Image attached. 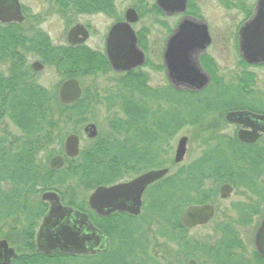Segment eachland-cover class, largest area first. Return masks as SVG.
I'll list each match as a JSON object with an SVG mask.
<instances>
[{
  "label": "trees",
  "instance_id": "1",
  "mask_svg": "<svg viewBox=\"0 0 264 264\" xmlns=\"http://www.w3.org/2000/svg\"><path fill=\"white\" fill-rule=\"evenodd\" d=\"M19 28L17 24L0 25V66L13 68L0 70V120L6 118L20 133L14 147L0 137V239L30 250L11 264H188L190 259L201 260L198 264H264L254 250L244 248L242 240L245 230L251 239L264 217V136L253 145L238 142L234 135L218 136L197 159L146 190L138 217L116 213L100 218L86 203L77 204L57 193L63 205L85 214L107 236L108 249L84 256L37 253L35 234L48 208L40 201L42 193L59 192L73 182L90 193L99 186L127 181L128 171L139 175L160 168V148L180 130L202 127L211 120L226 124L223 116L228 111L264 115V103L247 99L245 85L252 82L251 77L226 83L212 76L201 92H189L174 90L168 83L153 88L140 69L119 74L115 81L119 90L109 100L117 103L121 114L111 120L112 136L88 141L77 158L65 160L62 169L53 171L48 160L62 153L67 135L60 119L65 113L69 119L86 114L85 92L77 103L63 107L56 98L57 87L35 84L26 56L18 48L24 47ZM143 39L139 34V46L146 49ZM45 44L38 38L32 46L39 48L42 64L48 66L55 59L65 76L75 77V69L95 73L99 68L98 60L89 63V58L69 48L65 49L69 56L60 49L42 51ZM222 184L244 189L252 197L248 202L231 203L235 217L215 225L217 239L212 243L188 239L182 226L183 211L191 205L211 203ZM153 225L157 237L174 247L170 262L151 254L149 230Z\"/></svg>",
  "mask_w": 264,
  "mask_h": 264
},
{
  "label": "rangeland",
  "instance_id": "2",
  "mask_svg": "<svg viewBox=\"0 0 264 264\" xmlns=\"http://www.w3.org/2000/svg\"><path fill=\"white\" fill-rule=\"evenodd\" d=\"M190 2L191 11L198 13L197 15L201 17L200 19L206 24L211 38L210 46L199 57V63L203 70L210 79L212 76H216L223 79L226 83H235L242 77H251L252 82L247 84V86L245 85L247 99L259 100L264 103V64L254 67L245 65L238 54L236 40L238 30L250 19L256 0H190ZM22 3L30 15L43 14V17L37 23L38 25L33 20H29L24 24L25 29L23 32L28 44L26 48L34 45V39L39 38L46 43V47L42 51L47 52L51 49L65 51L68 48L65 41L67 29L77 23L90 24L92 30L91 39L83 47L71 51L72 53H82L89 58V63L96 60L99 61V68L94 69L97 70L95 73H88V69L83 72L77 69L73 71V74H76L75 78L79 80L80 86L85 92L87 111L81 119H69L66 113L60 119L62 122L60 127L65 129L67 134L74 133L79 136L81 149H84L89 144L88 141H90L87 139L88 133L83 132L85 126L89 124L95 125L97 136L93 140L109 139L113 134L110 126L111 120L121 117L117 103L109 101L117 95L119 90V86L115 83L119 74L112 72L108 64L104 63L102 50L103 36L107 28L116 18H121L126 9L132 7L139 14V21L133 26V30L139 33L141 38L145 36L147 43V49L144 54L149 66L145 67L144 65L141 67V73L146 75L149 86L153 88L167 84L162 63V51L166 40L170 36L168 30L172 32L175 25L180 21L181 16H175L171 19L165 18L154 6L155 0H116L112 18L99 16L92 19L80 16L74 6L67 9L57 6V9L50 10L46 6H37V3H39L37 0H22ZM161 22L165 25V28L161 26ZM28 51L26 52L25 61L28 67L35 60L41 61L37 55L39 54L37 49L33 48V50ZM65 54L70 55L66 51ZM68 77L70 76H65L60 72L56 60L52 59L48 62V66L44 65L43 70L36 74L33 81L41 87L51 89L57 87L61 81ZM237 131L238 128L236 126L222 124L215 120H211L210 123L202 127H185L175 135L167 146L160 148V161L163 163L160 168H167L169 175H171L179 167L197 159L202 151L214 144L218 136L230 138L233 135L236 136ZM0 137L5 138L14 147L18 145L20 133L6 118H3L0 120ZM182 137L187 138L186 152L181 163L174 164L176 145ZM126 175L129 180L138 174L128 171ZM232 188L233 190L227 199L221 200L217 196L210 203L215 209L213 220L203 227L187 230L186 236L188 239L198 244L212 243L217 239V234L214 231L215 225L219 222L232 220L235 217L231 210V203L248 202L252 197L244 189H236L233 186ZM56 193L62 194L66 200H72L77 204H87V198L91 192L77 188L73 182ZM149 236L152 256L162 262L172 261L171 255L174 247L157 237L155 225L149 230ZM242 240L243 246L247 251L254 250L253 236L250 239L248 230L243 232ZM12 247L15 249L17 256L30 254V250L26 248ZM199 262L201 260H198Z\"/></svg>",
  "mask_w": 264,
  "mask_h": 264
},
{
  "label": "water",
  "instance_id": "3",
  "mask_svg": "<svg viewBox=\"0 0 264 264\" xmlns=\"http://www.w3.org/2000/svg\"><path fill=\"white\" fill-rule=\"evenodd\" d=\"M188 0H156L157 7L167 16L184 14ZM22 17L18 0H0V23H20ZM138 21L133 9L124 14V21L110 29L105 53L110 68L117 73H126L140 68L145 63L143 52L137 47L135 32L131 28ZM81 37L78 39V37ZM87 35L83 27L75 26L67 32L69 45L84 43ZM211 43L207 26L202 20L184 17L168 38L162 55L166 77L173 87H185L189 91L200 92L209 84V76L202 72L198 57ZM237 47L241 59L247 65L264 64V0H257L253 15L240 27L237 33ZM33 72L43 70V65L34 62L30 65ZM81 97V88L75 78L64 80L57 89V100L61 106H71ZM228 124L239 127L237 140L245 145L255 144L264 136V115L249 111H230L225 113ZM87 139L97 136L96 128L90 124L84 128ZM187 138L178 140L174 164H179L186 152ZM80 141L75 134L63 140V155L50 158L51 170H60L65 159H75L79 155ZM168 175L167 168L146 171L139 176L111 186H99L89 195L88 207L97 216L108 218L115 213L131 217L140 215L142 197L145 190ZM232 187L224 184L219 188V199L225 200ZM49 204L47 213L38 227L35 244L36 251L44 256L68 255L84 256L104 253L108 249L107 236L92 226L87 217L60 204L55 192H45L40 197ZM215 209L210 204L188 206L182 214V225L191 230L207 225L214 217ZM253 245L256 253L264 259V218L254 234ZM17 255L7 241L0 240V264H11ZM188 264H197L194 259Z\"/></svg>",
  "mask_w": 264,
  "mask_h": 264
},
{
  "label": "flooded vegetation",
  "instance_id": "4",
  "mask_svg": "<svg viewBox=\"0 0 264 264\" xmlns=\"http://www.w3.org/2000/svg\"><path fill=\"white\" fill-rule=\"evenodd\" d=\"M39 3H37V6H46V7H49L50 8V10H52V9H54V8H56L57 9V6H59V7H65V9H67V8H69V7H71V6H74L76 9H77V12L79 13V15L80 16H83V17H85V18H87V19H92V18H96V17H99V16H104V17H113V13H114V8H115V6H116V0H60V1H58V0H37ZM53 2V3H52ZM18 4H19V9H20V15H21V17H22V21L20 22V23H9V24H17V25H19L20 26V31H21V37H22V41H23V46L24 47H18V48H20V53L23 55V56H27L26 54V52H29L28 50H33V48L34 49H37L38 50V52H39V48H37V47H35V46H31L30 45V47L29 48H26V46L28 45L27 44V41H26V39H25V36H24V24L27 22V21H29V20H33L34 21V23L35 24H37V23H39V21H40V19L43 17V14H37V15H30L28 12V10H27V8L24 6V4L22 3V0H18ZM191 2H190V0H188L187 1V10H186V12L184 13V14H180V15H172V16H167V15H165L158 7H157V5H156V0H155V7H156V9L158 10V12L162 15V16H164L165 18H167V19H171L172 17H175V16H181V19L180 20H182L184 17H189V18H191V19H193V20H196V21H198V20H201L200 18L201 17H198L197 16V14L198 13H196V12H192L191 11ZM128 9H133V10H135L134 8H132V7H130V8H128ZM128 9H126L125 11H124V13L122 14V16H121V18H119V19H115L114 21H113V23L107 28V30H106V32H105V35L103 36V39H104V43H103V50H102V57L103 58H105L106 60H107V57H106V53H105V42H106V39H107V36H108V33H109V31H110V29L112 28V26H114L115 24H117V23H120V22H123L124 21V14H125V12L128 10ZM192 12L193 14H190V13H188V12ZM135 12H136V14H137V16H138V21H139V14L137 13V11L135 10ZM252 15V14H251ZM34 16H38V17H34ZM138 21L135 23V24H137L138 23ZM9 24H6V25H9ZM135 24H133L132 26H131V28L133 29V26L135 25ZM0 25H2L3 26V24H1L0 23ZM38 25V24H37ZM75 26H81V27H83V31L86 33V35H87V38H86V40L84 41V43H82V44H80V45H69L68 43H67V32L71 29V28H73V27H75ZM161 26L164 28V24L161 22ZM135 32V31H134ZM135 35H136V39H137V47L143 52V54H144V51H146V49H147V43H146V39H145V36H144V41H145V43H146V49H142L140 46H139V42H138V38H139V33H136L135 32ZM91 37H92V30H91V27H90V24H87V23H84V24H79V23H77V24H74L73 26H71V27H69L68 29H67V31H66V33H65V41H66V44H67V46H68V48L70 49V50H76V49H79L80 47H83L84 45H85V43L89 40V39H91ZM81 37L79 36L78 37V39H80ZM38 39V38H37ZM167 41V40H166ZM165 44H166V42H165ZM164 48H165V45H164ZM163 51H164V49H163ZM163 51H162V55H163ZM31 53V52H30ZM38 55V54H37ZM36 55V56H37ZM203 55V54H202ZM202 55H200V56H202ZM199 56V57H200ZM144 57H145V54H144ZM199 57H198V63H199ZM145 59H146V57H145ZM35 61H38V62H41V61H39V60H35ZM146 63H147V61H146ZM199 66H200V68H201V70H203V68L201 67V65H200V63H199ZM250 67H252V66H250ZM254 67V66H253ZM11 69H13L12 67H8V66H0V70H11ZM163 69H164V67H163ZM20 70H24L23 68H21ZM29 70L31 71V73L32 74H34V76H36V74H38V73H40V72H38V73H35V72H33L32 71V69H31V67H30V65H29ZM165 70V69H164ZM113 72V71H112ZM115 73V72H114ZM206 73V72H205ZM115 74H117V73H115ZM206 75H208L207 73H206ZM209 81H211V79H210V77H209ZM167 83H168V81H167ZM169 84V83H168ZM210 84V83H209ZM208 84V85H209ZM170 85V84H169ZM207 85V86H208ZM56 91H57V89H56ZM56 98H57V95H56ZM83 132H84V128H83ZM85 133V132H84Z\"/></svg>",
  "mask_w": 264,
  "mask_h": 264
}]
</instances>
